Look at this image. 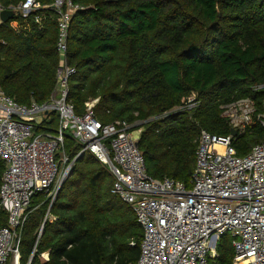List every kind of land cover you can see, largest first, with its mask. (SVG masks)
<instances>
[{
  "label": "trees",
  "instance_id": "trees-1",
  "mask_svg": "<svg viewBox=\"0 0 264 264\" xmlns=\"http://www.w3.org/2000/svg\"><path fill=\"white\" fill-rule=\"evenodd\" d=\"M24 1L0 5L12 10ZM35 1L42 10L0 24V89L26 106L49 100L59 64L58 16L48 8L53 0ZM71 1L83 10L69 25L66 60L75 74L67 101L82 115L87 102L98 100L94 113L102 124L138 123V149L151 178L190 189L200 133L229 136L222 107L239 100L252 101L255 111L233 142L236 155L264 143V88L256 89L264 86V0ZM191 96L196 106L187 110ZM47 117L37 132L57 131L56 115ZM80 150L66 135L69 161ZM4 169L0 160V183ZM111 187L107 169L92 155L77 158L50 207L54 222L44 221L46 197L33 198L21 232L20 264H135L142 230ZM6 225L0 210V227ZM231 243L228 235L218 240L211 264H233Z\"/></svg>",
  "mask_w": 264,
  "mask_h": 264
},
{
  "label": "built area",
  "instance_id": "built-area-1",
  "mask_svg": "<svg viewBox=\"0 0 264 264\" xmlns=\"http://www.w3.org/2000/svg\"><path fill=\"white\" fill-rule=\"evenodd\" d=\"M48 8L58 16L54 92L47 102L32 101L26 106L0 89V160L5 166L0 210L7 214V225L0 227V264L11 258L12 264H20L21 232L35 196L42 194L49 201L44 221L56 220L49 215L50 207L75 160L85 153L107 169L111 194L131 210L142 230L135 264H211L217 257V242L225 235L232 239L233 264H264V143L243 157L233 147L236 136L252 123V101L222 107V116L230 131H236L235 137L200 133L190 189L171 179L155 180L147 174L136 147L139 136L134 135L140 129L134 128L138 123L102 124L94 113L98 100L87 102L82 115L67 101L68 82L75 74L66 60L69 25L83 7L71 0H53ZM3 10L7 9L0 5V12ZM12 10L25 20L42 7L35 0H25ZM34 21L39 24L41 18L36 16ZM11 27L17 30L19 26L12 22ZM195 106L191 96L184 108ZM53 113L58 118L57 131L37 132ZM261 125L264 127V121ZM66 135L81 148L72 161L63 152ZM41 233L42 226L34 250Z\"/></svg>",
  "mask_w": 264,
  "mask_h": 264
},
{
  "label": "water",
  "instance_id": "water-1",
  "mask_svg": "<svg viewBox=\"0 0 264 264\" xmlns=\"http://www.w3.org/2000/svg\"><path fill=\"white\" fill-rule=\"evenodd\" d=\"M15 14H16V12L14 10H3V11H1L0 12V24L8 23L9 21H11L14 18ZM230 135L235 137L236 131L231 130ZM136 147H138V142H136Z\"/></svg>",
  "mask_w": 264,
  "mask_h": 264
},
{
  "label": "rangeland",
  "instance_id": "rangeland-1",
  "mask_svg": "<svg viewBox=\"0 0 264 264\" xmlns=\"http://www.w3.org/2000/svg\"><path fill=\"white\" fill-rule=\"evenodd\" d=\"M141 131H142V130L140 129V132L138 131V132L136 133V135H134V137L137 138V135L139 136L140 133H141ZM61 151H62V150H61ZM61 151H60V152H61ZM12 259H13V258H11V259L8 260V262H9L10 264L13 263Z\"/></svg>",
  "mask_w": 264,
  "mask_h": 264
},
{
  "label": "crops",
  "instance_id": "crops-1",
  "mask_svg": "<svg viewBox=\"0 0 264 264\" xmlns=\"http://www.w3.org/2000/svg\"><path fill=\"white\" fill-rule=\"evenodd\" d=\"M12 25H14V24H12Z\"/></svg>",
  "mask_w": 264,
  "mask_h": 264
}]
</instances>
